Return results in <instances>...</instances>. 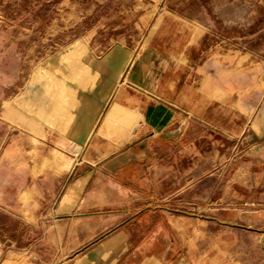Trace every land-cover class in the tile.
Returning a JSON list of instances; mask_svg holds the SVG:
<instances>
[{
	"label": "crops",
	"instance_id": "crops-1",
	"mask_svg": "<svg viewBox=\"0 0 264 264\" xmlns=\"http://www.w3.org/2000/svg\"><path fill=\"white\" fill-rule=\"evenodd\" d=\"M83 49L72 73L51 75L61 61L42 75L43 85L71 89L43 110L39 141L67 148L58 159L27 151L31 181L20 192L33 200L35 177L59 178L41 202L58 245L48 264H249L247 241L264 235V161L235 172L227 201L204 146L214 136L259 135L264 60L176 10L156 17L138 49ZM32 246L10 250L0 264H36Z\"/></svg>",
	"mask_w": 264,
	"mask_h": 264
},
{
	"label": "rangeland",
	"instance_id": "rangeland-1",
	"mask_svg": "<svg viewBox=\"0 0 264 264\" xmlns=\"http://www.w3.org/2000/svg\"><path fill=\"white\" fill-rule=\"evenodd\" d=\"M166 10L210 24L228 42L264 60V0H0V262L10 250L25 251L31 244L35 254L30 258L36 264H48L58 255L55 232L49 231V223L41 215V202L48 197L44 190L59 186V178L35 177L33 200L20 194L31 181L26 177L27 151L36 158L51 151L58 159L67 148L57 145L53 149L39 141L42 135L36 128L47 119L43 110L61 103L71 89L52 88L51 82L45 81L44 92L41 86L37 88L42 75L61 61H65L61 70L51 75L62 78L69 74L80 60L76 59L86 56L84 45L87 55L89 50L100 55L116 43L138 49L156 17ZM77 39L83 46H68ZM30 79L34 86L28 91ZM259 122L264 125V111L253 119L259 135L250 129L241 138L214 136L204 146L210 153L207 172H219L227 201L232 199L229 187L235 172L264 161L258 156V161H252V154H258L260 148L264 152ZM43 168L34 172H43ZM209 184L216 187L217 179L211 177ZM181 209L198 212L184 204ZM247 244L249 264H264V235H258L256 245L254 240ZM24 259L13 264H22ZM3 264H11V260Z\"/></svg>",
	"mask_w": 264,
	"mask_h": 264
}]
</instances>
